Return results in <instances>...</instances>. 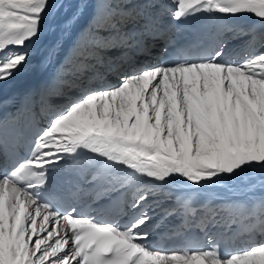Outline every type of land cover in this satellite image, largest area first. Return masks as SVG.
I'll list each match as a JSON object with an SVG mask.
<instances>
[{"label":"snow or ice","instance_id":"obj_1","mask_svg":"<svg viewBox=\"0 0 264 264\" xmlns=\"http://www.w3.org/2000/svg\"><path fill=\"white\" fill-rule=\"evenodd\" d=\"M89 10L63 102L0 115V264H264V197L200 199L245 172L264 189V0H0V87ZM116 49V82L88 83Z\"/></svg>","mask_w":264,"mask_h":264},{"label":"bare ground","instance_id":"obj_2","mask_svg":"<svg viewBox=\"0 0 264 264\" xmlns=\"http://www.w3.org/2000/svg\"><path fill=\"white\" fill-rule=\"evenodd\" d=\"M131 3L133 5L137 4L139 3V0H131ZM90 13L91 10H89V13L83 15L77 23L70 25L66 29L64 25H61V29L56 32H53L51 28L46 26L44 29L42 42L38 45L39 53L37 54L36 59L31 61L27 68L23 70L20 74H18L16 80L13 82H18L21 78L27 77L30 74H34L36 72L35 67L39 63V65L45 68L46 76L44 87L47 86L51 90V98L49 97L47 99V101L49 100V102L51 100L49 105L54 106L62 103V96H66L69 90H65L66 84L61 81L62 73L60 72H62L65 67H67L68 69H72L74 64L76 63L77 54L75 46L80 41L81 37L87 34L86 30L89 23ZM169 22L170 18L168 16H165L163 19V23L167 25L169 24ZM171 24L172 27L169 29V31H171V29L174 27L175 22H171ZM166 35L162 37L163 39L161 38L159 40H156L158 41L155 45L156 47L160 42L165 40ZM151 41L153 42V40ZM117 50L119 49L105 51L102 53L105 59V63L98 66L99 68H101V71H96L95 73L88 74V83L95 84L100 82L101 76L104 78V81L108 84H112L111 81L116 82L117 75L115 72L109 71V67L110 65L115 64L117 61L120 60V55H115V53H113ZM111 53L114 54L113 58L117 59L116 61L113 60L110 63L108 61V59L110 58L105 55ZM155 56V48H151V55L146 57L145 59L148 61H154ZM123 59L124 57L121 61H123ZM108 62L110 64L107 65ZM76 91L78 92V89ZM42 117L43 113H40L39 125L41 124ZM258 176V172H245L233 179H225L221 184H218L216 186H208L207 188H205L201 193V196H204L205 198L200 197V199L202 201L210 200L213 204H221L224 202L233 201H242L245 204H248L250 202L258 201L259 199H261V197H264V189L260 188L258 180L255 179ZM250 179L254 183H256L255 189H250L254 192V194L251 196L243 195L244 197H241V192H245L248 190L247 184L249 183ZM230 215L237 216L236 213H224L225 217H229ZM245 223L246 221H243V218L239 219V226L243 225L242 230L244 228ZM244 238L245 237L243 235H239V238L236 240V244L238 245L239 241L243 240Z\"/></svg>","mask_w":264,"mask_h":264},{"label":"rangeland","instance_id":"obj_3","mask_svg":"<svg viewBox=\"0 0 264 264\" xmlns=\"http://www.w3.org/2000/svg\"><path fill=\"white\" fill-rule=\"evenodd\" d=\"M159 40V39H158ZM147 43L149 44V45H151L153 42L151 41V40H147ZM157 43V42H156ZM153 46H155V44H153ZM156 48V47H155ZM122 51L123 50H121V49H119V50H117V51H114L113 53H115V55H120V60L119 61H117L114 65H120L121 63H122V58H123V56H122ZM113 53H111V54H108V55H105V56H108L110 59H108V61L111 63V61H116V59L117 58H113V56H114V54ZM107 63V65L108 64H110V63ZM97 72H99V71H101V68H99V67H97V70H96ZM60 72V71H59ZM70 72H71V69H68L67 67H65L63 70H62V72H60V73H62V79H61V81H63L66 85H65V90H68L69 88L67 87V83H68V81L66 80V77H69V75H70ZM61 76V75H60ZM64 79V80H63ZM112 83H115L114 81H111ZM90 84H92V83H90ZM78 91H79V89H78ZM50 98H51V96H50ZM50 102H51V100H50ZM49 102V100L47 101V103L49 104L50 103ZM231 189V188H230ZM229 189V190H230ZM254 194V192L252 191V190H250V189H248L247 191H243V192H241V194H240V196L242 197L243 195L244 196H251V195H253ZM243 196V197H244ZM200 197L201 198H205L204 196H201L200 195Z\"/></svg>","mask_w":264,"mask_h":264}]
</instances>
